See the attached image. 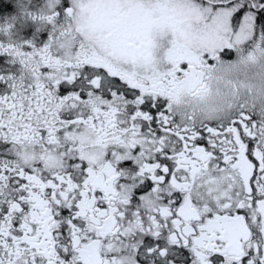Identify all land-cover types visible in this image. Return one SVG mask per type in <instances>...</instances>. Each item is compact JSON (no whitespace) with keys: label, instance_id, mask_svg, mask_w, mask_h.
Returning a JSON list of instances; mask_svg holds the SVG:
<instances>
[{"label":"snow or ice","instance_id":"1","mask_svg":"<svg viewBox=\"0 0 264 264\" xmlns=\"http://www.w3.org/2000/svg\"><path fill=\"white\" fill-rule=\"evenodd\" d=\"M0 264H264V0H0Z\"/></svg>","mask_w":264,"mask_h":264}]
</instances>
